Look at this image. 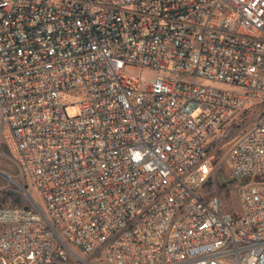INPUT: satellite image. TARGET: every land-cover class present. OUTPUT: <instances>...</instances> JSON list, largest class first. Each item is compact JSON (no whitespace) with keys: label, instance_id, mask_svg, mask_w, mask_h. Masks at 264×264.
<instances>
[{"label":"built area","instance_id":"built-area-1","mask_svg":"<svg viewBox=\"0 0 264 264\" xmlns=\"http://www.w3.org/2000/svg\"><path fill=\"white\" fill-rule=\"evenodd\" d=\"M0 142V264H264V0H0Z\"/></svg>","mask_w":264,"mask_h":264},{"label":"rangeland","instance_id":"rangeland-1","mask_svg":"<svg viewBox=\"0 0 264 264\" xmlns=\"http://www.w3.org/2000/svg\"><path fill=\"white\" fill-rule=\"evenodd\" d=\"M124 74L128 77L139 79L143 85H146L155 76H162L166 73L143 70L140 68H128L125 70ZM67 114L69 116L77 114V108L75 106L68 108ZM221 177H219L218 179L220 184L223 183V179ZM230 191L231 192H227V190L221 191V194H228L225 199L226 211L238 209V207L233 204V201L237 202L235 190ZM29 197L33 200L35 205L41 211H44V204L42 202V199L40 198V195L36 190L32 188L30 182L27 179H23L18 176V171L14 166L8 151L6 150L2 142H0V199L2 200L1 203L4 206H7L8 208H28L30 200ZM90 263L100 264L97 261H91Z\"/></svg>","mask_w":264,"mask_h":264},{"label":"trees","instance_id":"trees-1","mask_svg":"<svg viewBox=\"0 0 264 264\" xmlns=\"http://www.w3.org/2000/svg\"><path fill=\"white\" fill-rule=\"evenodd\" d=\"M1 199H0V208H8L7 206H4L2 203H1Z\"/></svg>","mask_w":264,"mask_h":264}]
</instances>
